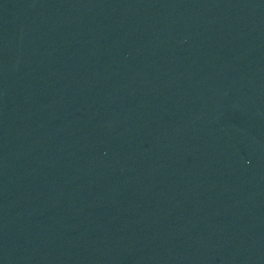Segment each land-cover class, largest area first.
Instances as JSON below:
<instances>
[{
  "label": "water",
  "instance_id": "obj_1",
  "mask_svg": "<svg viewBox=\"0 0 264 264\" xmlns=\"http://www.w3.org/2000/svg\"><path fill=\"white\" fill-rule=\"evenodd\" d=\"M0 264H264V0H0Z\"/></svg>",
  "mask_w": 264,
  "mask_h": 264
}]
</instances>
